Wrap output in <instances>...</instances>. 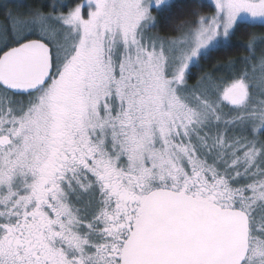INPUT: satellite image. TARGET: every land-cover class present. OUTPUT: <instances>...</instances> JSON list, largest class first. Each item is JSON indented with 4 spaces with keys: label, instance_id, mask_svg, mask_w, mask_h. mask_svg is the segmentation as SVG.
I'll return each mask as SVG.
<instances>
[{
    "label": "snow or ice",
    "instance_id": "6c2138e0",
    "mask_svg": "<svg viewBox=\"0 0 264 264\" xmlns=\"http://www.w3.org/2000/svg\"><path fill=\"white\" fill-rule=\"evenodd\" d=\"M0 7V264H264V0Z\"/></svg>",
    "mask_w": 264,
    "mask_h": 264
},
{
    "label": "trees",
    "instance_id": "16d2710c",
    "mask_svg": "<svg viewBox=\"0 0 264 264\" xmlns=\"http://www.w3.org/2000/svg\"><path fill=\"white\" fill-rule=\"evenodd\" d=\"M37 2H39V0H25L23 6L26 7V6L32 5L34 3H37ZM249 31H253V32H256V33H260V32H264V29L257 27L255 29H249ZM241 41H242V34L238 33L237 43H241ZM244 42H246V41H244ZM245 54H246V50L243 49V47L237 48V49H235V50L230 51V52L227 53V55L229 57H233V58L238 57L240 55H245ZM223 55H224L223 53H218L217 54L218 57L219 56H223Z\"/></svg>",
    "mask_w": 264,
    "mask_h": 264
},
{
    "label": "rangeland",
    "instance_id": "374dc122",
    "mask_svg": "<svg viewBox=\"0 0 264 264\" xmlns=\"http://www.w3.org/2000/svg\"><path fill=\"white\" fill-rule=\"evenodd\" d=\"M25 0H0V4H8L9 6H18L23 5ZM208 0H205V3H207ZM3 15H4V9L3 7H0V22L3 21Z\"/></svg>",
    "mask_w": 264,
    "mask_h": 264
}]
</instances>
